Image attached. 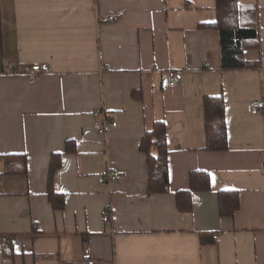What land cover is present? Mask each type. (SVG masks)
<instances>
[{
    "label": "crops",
    "instance_id": "0c3cea01",
    "mask_svg": "<svg viewBox=\"0 0 264 264\" xmlns=\"http://www.w3.org/2000/svg\"><path fill=\"white\" fill-rule=\"evenodd\" d=\"M237 2L258 29L260 48L242 54L254 69L222 70L219 33L205 28L215 0H0V264H85V246L95 264H264V111L248 107L264 101V0ZM33 64L51 70L32 82ZM169 71L183 76L174 87ZM221 94L228 149L208 152L202 101ZM104 118L116 126L99 134ZM159 120L169 192L148 196L139 145ZM55 153L61 210L47 196ZM107 171L117 178L102 185ZM192 171L211 189L184 214L175 197ZM225 190L238 192L232 218L219 215Z\"/></svg>",
    "mask_w": 264,
    "mask_h": 264
},
{
    "label": "trees",
    "instance_id": "16d2710c",
    "mask_svg": "<svg viewBox=\"0 0 264 264\" xmlns=\"http://www.w3.org/2000/svg\"><path fill=\"white\" fill-rule=\"evenodd\" d=\"M216 21L205 28L216 29L219 33L222 70L254 69L257 63L246 62L242 54L249 48H260L257 26L246 27L242 20L244 12L250 8L240 7L237 0H215ZM132 97L142 100L141 92ZM204 115L205 147L208 152H224L228 149L224 96L204 97L202 101ZM165 122L156 121L147 130L139 145L140 152L146 157L148 179L146 194H164L169 192L168 146ZM76 145L67 141L65 154L75 153ZM61 153L52 154L49 163L47 196L55 210L63 208V195L53 188L55 173L61 167ZM26 161L24 159V166ZM26 168L24 169V172ZM189 188L176 193V206L180 213L192 211V195L208 192L211 189L210 176L205 171H192L189 174ZM218 211L222 218H232L239 208L238 192L219 191L217 193ZM11 253V252H9Z\"/></svg>",
    "mask_w": 264,
    "mask_h": 264
},
{
    "label": "built area",
    "instance_id": "2783aa9c",
    "mask_svg": "<svg viewBox=\"0 0 264 264\" xmlns=\"http://www.w3.org/2000/svg\"><path fill=\"white\" fill-rule=\"evenodd\" d=\"M117 13L110 14L99 18L101 23H108L114 21L117 17ZM50 66L48 64H33L29 68L26 69V74L30 77L31 81H35L41 74L50 72ZM168 77V85L170 87H174L178 85L182 81V73L179 71H169L167 74ZM249 111L251 115H258L264 111V101L262 100H254L249 103ZM115 127V122H108L106 118H104L101 122H95L94 127L99 134H104L107 126ZM262 174L264 175V169L262 170ZM117 178L116 173L114 171H107L103 175L98 178V182L102 185L111 183L115 181ZM110 221V215L106 212L103 216V222L107 223ZM213 240H217V235H214ZM82 261L85 264H95L94 259L92 258V254L90 248L85 246L82 251L81 256Z\"/></svg>",
    "mask_w": 264,
    "mask_h": 264
}]
</instances>
